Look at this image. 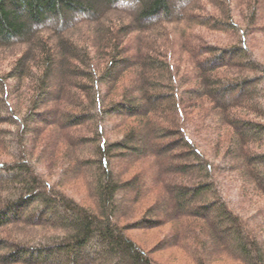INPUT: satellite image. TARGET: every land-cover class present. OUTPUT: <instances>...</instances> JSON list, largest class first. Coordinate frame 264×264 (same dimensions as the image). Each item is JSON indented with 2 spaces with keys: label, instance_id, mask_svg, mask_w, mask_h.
<instances>
[{
  "label": "trees",
  "instance_id": "obj_1",
  "mask_svg": "<svg viewBox=\"0 0 264 264\" xmlns=\"http://www.w3.org/2000/svg\"><path fill=\"white\" fill-rule=\"evenodd\" d=\"M258 2L247 4L249 25L242 27L226 0H182L176 8L171 0H0V65L10 61L0 74V155L11 159L0 162V229L47 227L62 233L21 240L14 235L0 264H52L51 253L63 254L67 264H83L92 241L108 251L93 264H155L125 231L158 228L151 217L166 200L174 214L166 242L192 264H214L219 256L235 264H264V88L259 95V85L252 87L264 82V69L246 48L256 31ZM198 31L228 36L239 47H217ZM242 70L260 73L262 81L240 77ZM130 73L129 83L120 85ZM25 80L32 86L23 108L17 95ZM195 106L207 109L201 120L186 111ZM48 117H54L52 123ZM114 118L126 129L110 142L106 132ZM32 123L40 126L32 130ZM51 124L64 126L50 134L52 148L58 139L69 144L72 152L62 165L87 183L95 212L60 191V180L52 185L38 173L28 136L34 133L37 142ZM80 127H89L94 157L82 154L89 142L74 133ZM203 132L220 162L208 159L194 139ZM143 142L148 148L140 154ZM128 155L132 162L113 171L110 162ZM165 156L171 157L168 166ZM140 163L154 178L147 187L138 186L144 170L129 175ZM233 173L263 201L253 215L244 216L226 194L220 176ZM153 192L152 203L141 205ZM126 194L128 202L122 199ZM184 202L191 208L186 217L174 213ZM136 206L145 217L131 228L121 225ZM48 207L60 208L71 220L46 218ZM28 212L32 215L24 217Z\"/></svg>",
  "mask_w": 264,
  "mask_h": 264
},
{
  "label": "rangeland",
  "instance_id": "obj_2",
  "mask_svg": "<svg viewBox=\"0 0 264 264\" xmlns=\"http://www.w3.org/2000/svg\"><path fill=\"white\" fill-rule=\"evenodd\" d=\"M253 0H226L225 6L228 7L230 9V14L231 16L234 18V21H237L239 25H241L242 27L245 25H249V19H248V13L249 10L246 9V6L249 2H251ZM182 2V0H171V4L176 8V6H178L180 3ZM121 6L124 5L122 3H120ZM202 4L204 5V9H210L209 6L207 5L206 2H202ZM257 4V2H256ZM128 5V4H127ZM134 5L136 7H138V3H134ZM123 7V6H122ZM128 7V6H127ZM258 11L256 12V19L253 22V28H255L256 31H254V33L249 34L248 38H247V43H246V48H247V52L251 53L252 55V60L255 64H257L259 67L264 69V0H262V2H258ZM245 9V14L241 13V10ZM81 17L82 15L79 13L78 17ZM79 17V18H80ZM198 34L205 37L206 39H208L207 41H209L210 43L216 45L217 47L220 48H228V47H239V43L238 41H235L233 38H230L228 36H223V35H210V34H206L203 31L199 32ZM15 53L17 52L16 50L14 51ZM14 52L11 54L13 55ZM8 56L10 57V53L8 54ZM104 61V60H103ZM97 63V61H95ZM99 62V61H98ZM9 63L10 61H3V63L0 65V74L3 75L2 73H5L7 71V69L9 68ZM101 63V60H100ZM186 69V68H185ZM243 71V70H242ZM222 73H220L219 75H222ZM226 73L224 72V75ZM228 75V74H226ZM250 77V78H257L260 81H262V76L260 73H251V72H245L243 71L240 77ZM133 77L130 74H127L126 77H124L122 79V81L120 82V85H127L129 83V81L132 79ZM235 77H233L232 79H234ZM7 85L12 86L13 82L10 80L8 82H6ZM59 80L55 81V84H58ZM118 85V86H120ZM257 85L259 88V95H262V90L264 88V82H261L260 84L255 82L253 84L252 87H256ZM31 83H29L28 80H25L23 82V84L21 85L20 88V94L17 95V100H19V106H22L23 108L25 107V96L26 94H28L29 89L31 88ZM117 86V87H118ZM251 87V88H252ZM56 86L53 87V93L56 92ZM261 89V90H260ZM251 90V89H250ZM261 91V93H260ZM8 92V91H7ZM1 94H4V91L1 92ZM114 94V93H113ZM112 94V95H113ZM11 100V99H10ZM16 101V100H15ZM14 101V103L16 104V102ZM261 102V101H260ZM13 102H10V104L13 107ZM264 107V104H262ZM22 108V109H23ZM18 109H20V107H18ZM207 109H205V107H194L191 109H187V113H190L191 117H195L197 118V120H201V118L203 117V115L205 114ZM24 111V110H22ZM236 114L242 117H246L249 116L248 114H245L243 111H241L240 109H236ZM183 113V112H182ZM184 114V113H183ZM6 117H8L7 115H5ZM54 118V117H52ZM52 118L48 117L49 121L52 123ZM56 118V117H55ZM57 122V120H56ZM55 123V122H54ZM130 123V121L128 122ZM136 121L133 122V124H135ZM56 124V123H55ZM110 129L109 131L106 132V136L108 137V140L110 142H114L119 140V138L122 137V135L125 132V129L123 127L120 126L118 118H114L112 120H110V122L108 123ZM137 124V123H136ZM40 125L37 123H32L29 125V128H31L32 130L36 129L37 127H39ZM43 133L42 135H40V139L37 142H34L33 138H35L36 135L29 134L28 136V147H35V154L32 157L33 160H35L38 164L37 165V170L38 173L43 177L44 180H46L49 184H54L56 183L58 180H60L62 183L60 185V191H62L63 193H65L68 197H70L71 199H73L74 201H76L78 204L80 205H84L87 208H90L92 211H96L95 207L92 205L90 198H89V193L87 192V187L86 184L84 182V180L80 179L78 176H76V174L74 173L75 171L71 170H67L66 167L62 165L63 160L71 155L70 152H72V150L69 148V144L64 143L62 139H58V143L56 144V148L53 149L52 148V138H50V134L52 135L53 132H56L57 129H63L64 126L62 127H55L54 124H51V126L49 127H43ZM9 130L11 132H15V129L13 128H9ZM59 131V130H58ZM31 133V132H30ZM74 133L78 136V138H86L89 142L88 145H86V149L82 152V154H84V157L86 155V157L90 158V157H94V155L91 154L92 151H94V142L92 140V134L89 131V127L84 128V127H80V128H76L74 130ZM141 134L144 133H140L138 135L141 136ZM205 134L206 132H203L202 134H200L199 136H195L194 139L202 146V148L205 149V154L206 157L208 159L214 160L216 159L217 163L220 162V157L216 156L213 153L212 150V146L209 143H206L204 138H205ZM211 137H215L216 135L211 134ZM55 140V139H54ZM33 141V142H32ZM71 146V144H70ZM153 147H155V149L157 150H161V146L159 145H154ZM148 148V145L146 143H142L141 147H138V151H140V154H142L143 152H146ZM70 149V150H69ZM178 153V152H177ZM83 156V155H82ZM117 157V156H116ZM66 158V159H68ZM133 155H128L126 157H124L122 159V161H117V160H113L111 161V166H112V170L113 171H120L121 168H123V164L122 163H126V162H132ZM171 157L165 156L162 163H164V166H168V164L171 162L170 161ZM9 162L11 161L10 158L5 157L4 155H0V162ZM68 163H72L69 162ZM144 165H142V163L137 164L136 166H134L132 168V170L129 171V175L132 174H136L138 171L144 170V174L140 179V182L138 183L139 187H147V185L150 183V180L154 181L151 177V173L149 171H146L145 169H143ZM93 174L97 171V168L94 167L92 169H90ZM142 172V171H141ZM66 173V175H65ZM89 171H86V174H88ZM128 175V174H127ZM3 175L0 174V178ZM224 189L226 190V194L227 196H229L231 198V200L234 201V206L235 208L239 209L240 212L245 216H249V215H253L254 212L261 210L262 206H263V201L260 198H255L252 195L251 189L248 186H244L242 185V182L239 180L238 178V174L237 173H233L229 176H220ZM4 179V178H3ZM186 180V179H183ZM91 181V179H90ZM245 187V188H244ZM154 195V196H151ZM149 197L143 202L142 204H146V203H152L153 198L155 197V193H151L150 195H148ZM122 199L126 200V202L129 201V197L126 195H122ZM171 204L173 205L172 202L169 201H165L163 203L162 201V207L160 209H158L159 211H156L152 214V223L155 222L156 224H159L158 228L155 229H149L147 226H137L136 229H131V230H126L125 231V235H127L130 239H132L137 245H139V247L145 251L148 252L150 255V258L153 260V262L155 264H192V262L190 261V259L187 257V255L185 253H182L180 250L174 249L170 246H168V244L170 245V243L167 244L166 240H168L170 238V236L172 235V227L173 224L172 222L170 223V218L171 216H173V211L169 210L168 207L171 206ZM140 205V206H141ZM181 210L178 211H174V213L179 214L180 216H188V212H190V206L188 202H184L181 203ZM140 206H136L133 208L132 215L127 219V220H122L120 222L121 225H124V227L126 228H131V225L133 226L137 221H139V219L144 218L145 216L141 215V209ZM48 213L45 216L46 218H50L52 221L54 222H68L70 221V216L68 215V213H66L65 211L61 210L60 208L57 207H48ZM166 208V210H165ZM138 209V210H137ZM137 210V212H136ZM151 211V210H150ZM24 217L26 215H32L30 212L24 214ZM173 214V215H171ZM144 215H148V214H144ZM209 215L212 216V221L214 223H216L217 219H216V213L214 211H211L209 213ZM22 216V215H21ZM34 216V215H33ZM169 219H167V217ZM185 216V217H186ZM23 217V218H24ZM21 219V218H20ZM141 221V220H140ZM16 229H8V230H1L0 229V241H3L5 244L0 246V257L4 256L7 251L9 250L8 247H5L7 243L12 242L14 238V235H18L17 240H21L23 236H25V238H31L32 236H34L36 233H42V234H46V235H50L52 237L54 236H62V233L58 232V231H54V230H50L47 227H39V228H29V229H25L22 231V233H19L17 231H15ZM223 230L227 231V235L228 237L233 238L232 234L229 232V230L227 228H223ZM20 235V236H19ZM163 245H167V247H163ZM107 249L105 248H101L100 244L98 242H91L90 244H88L86 246L85 249V258L83 264H93L95 261V258L101 254H107ZM51 257V258H50ZM49 257L50 262H53L52 264H67V259L65 258V256L63 254H54L51 253ZM87 257V258H86ZM95 257V258H94ZM19 258V256H18ZM23 258V257H20ZM27 257L23 258L26 259ZM1 259V258H0ZM35 260V257L34 259ZM37 260L39 262H41L40 259L37 258ZM2 261V260H1ZM3 262V261H2ZM81 262V263H82ZM48 264V263H47ZM122 264H126L124 262H122ZM128 264V263H127ZM214 264H235L233 262H231L229 259H226L225 257L219 256V260L218 262L215 261Z\"/></svg>",
  "mask_w": 264,
  "mask_h": 264
}]
</instances>
